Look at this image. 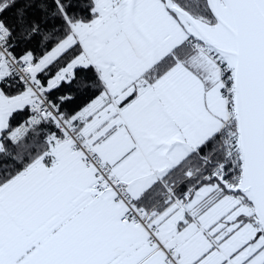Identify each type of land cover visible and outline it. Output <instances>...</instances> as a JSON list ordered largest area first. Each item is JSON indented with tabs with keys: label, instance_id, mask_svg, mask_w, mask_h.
I'll return each mask as SVG.
<instances>
[{
	"label": "snow or ice",
	"instance_id": "1",
	"mask_svg": "<svg viewBox=\"0 0 264 264\" xmlns=\"http://www.w3.org/2000/svg\"><path fill=\"white\" fill-rule=\"evenodd\" d=\"M0 264H264V0H0Z\"/></svg>",
	"mask_w": 264,
	"mask_h": 264
}]
</instances>
